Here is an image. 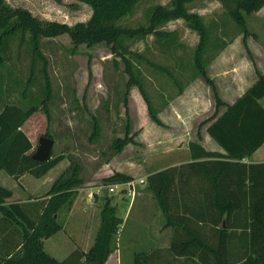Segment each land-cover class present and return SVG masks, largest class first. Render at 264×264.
<instances>
[{
	"label": "rangeland",
	"instance_id": "rangeland-1",
	"mask_svg": "<svg viewBox=\"0 0 264 264\" xmlns=\"http://www.w3.org/2000/svg\"><path fill=\"white\" fill-rule=\"evenodd\" d=\"M5 1L41 19L68 25L86 23L93 13L90 5L79 0ZM173 4L174 0H140L129 16L115 22L124 30L116 43L75 44L69 35L62 34L39 37L35 48L32 34L19 31L3 44L0 110L7 104L36 106L37 110L22 127L33 143V153L40 137L50 135L55 140L53 154L65 152L67 156L42 178L30 174L24 177L26 189L34 193L29 196L46 194L60 169L67 168L71 162L80 167L83 185L78 196L58 214L63 229L45 241L46 251L58 260L74 250L72 245L89 251L100 229L107 200L117 206L118 215L123 219L118 238L124 232L136 231L134 239L139 245L135 254L123 251L120 264H135L137 254L147 253L148 248L143 244L147 233L146 214L137 208L124 221L134 198L125 196L123 191L112 194L109 186L122 183L119 174H126L132 166L147 164L154 154L166 150L164 133L170 127L165 122L174 117L200 119L195 116L194 109L198 108L205 118L204 127L216 112L213 88L202 77L196 62L201 38L191 23L177 18L151 31L155 10L160 6L171 8ZM184 7L199 17L206 31L207 44L202 58L222 100L236 97L229 94L236 80L250 83L255 77L252 75L264 74L261 55L264 7L250 14L244 12L247 31L219 0H190ZM1 34L2 30L0 39ZM140 86L163 125L152 121ZM226 109L221 107L216 116ZM119 137L130 142L118 153L113 144ZM159 144L161 151L156 149ZM9 177L8 187L17 193L12 200H19L22 191L17 189L16 180ZM91 188H95L92 194ZM147 190L146 179V183L138 184L137 192ZM136 213H140L138 218ZM116 250L117 247L113 253L118 255ZM113 258L109 264H115Z\"/></svg>",
	"mask_w": 264,
	"mask_h": 264
},
{
	"label": "trees",
	"instance_id": "trees-1",
	"mask_svg": "<svg viewBox=\"0 0 264 264\" xmlns=\"http://www.w3.org/2000/svg\"><path fill=\"white\" fill-rule=\"evenodd\" d=\"M79 1L92 7V16L86 23L68 25L41 19L27 9L14 8L0 0V70L4 62L3 44L19 31L32 34L35 48L39 37L62 34L69 35L75 44L116 43L124 30L115 22L129 16L140 0ZM187 1L190 0H174L171 8L158 7L152 16L151 31L170 20L184 18L200 35L196 62L216 98V112L206 123L211 122L208 132L225 153L208 151L196 142H191L189 147L194 160L215 159L193 164L201 166L203 175L215 183V205L171 206L168 202L174 179L171 172L149 175L147 185L168 223L173 225L171 251L174 257L197 258L199 264H264V162H244L264 144V105L261 102L264 74H260L257 82L233 104L222 100L202 58L207 44L206 31L199 17L184 7ZM219 1L244 31H247L244 12L250 14L264 7V0ZM140 91L152 121L163 125L141 86ZM221 107L227 109L216 116ZM36 110V106L25 108L16 104H7L0 110V171L4 170L16 181L26 174L42 178L67 158L65 152L52 153L44 162L32 158L33 143L22 127ZM96 134L97 131L93 139ZM129 142L128 138L119 137L113 146L119 153ZM79 173V164L71 162L46 194L29 196L26 202L7 204L13 191L0 184V264H106L117 247L123 224L111 200L103 206L101 226L89 251L77 247L63 260H58L45 249V241L63 229L58 221L59 212L66 205H72L83 185ZM118 178L121 182L133 179L126 174H119ZM135 264H149V254H137Z\"/></svg>",
	"mask_w": 264,
	"mask_h": 264
},
{
	"label": "crops",
	"instance_id": "crops-1",
	"mask_svg": "<svg viewBox=\"0 0 264 264\" xmlns=\"http://www.w3.org/2000/svg\"><path fill=\"white\" fill-rule=\"evenodd\" d=\"M261 55L262 57H264V52H261ZM248 76L249 78H251L250 75ZM252 76L255 77H252V81L250 83L244 82V84H242L241 82L236 80L235 84H232V89L229 93L230 96H233L235 94L236 97L229 100L224 97V101L229 104H233L237 99H239L251 86H253L257 82L258 77L256 76V74ZM261 102L264 105V99ZM171 107L174 109L173 104H171ZM194 110L196 118L200 116V119H194L193 121H191L187 119H177L174 117V119L165 122L167 127H170L166 129L164 133V147L166 148L165 151L160 150V147H162L161 144L157 145L156 149L160 150L161 152L154 154V156L150 158V160H147V164H143L140 167L132 166L126 172H124L126 173V175L132 176V180H146L149 175L160 171H167L169 172V174L171 172V176L174 179L171 192L169 193L170 195H168V202L171 206L177 208L183 206L215 205V199L213 197L215 192V183L210 181L203 175L201 171L203 168H201V166L193 165L196 162H203L206 160L213 161L215 159H192L189 147L190 143L196 142L208 151L225 153V150L211 137L208 132V127L211 122L207 123L203 127L202 122L205 119L203 118V112L198 108H195ZM222 114L223 113H221L220 115ZM63 162L64 161H62L60 164H62ZM244 162H264V144L250 158L244 160ZM60 164H58L57 166H59ZM60 170L61 171L58 177L62 175L66 170L65 166ZM26 175L22 176L19 181H16L18 184L17 189H20L22 191L20 199L15 201L12 200L13 197H17V193L15 190L11 189L13 191V196L6 201L7 204L12 202H26L28 200L29 193L31 192L27 190L25 185L23 184V179ZM8 178H10L9 175L4 170H1L0 184L7 188H9ZM21 186L25 188V191ZM91 189H93L91 191L92 194L95 192V188ZM90 199L91 198H89V200ZM137 208H139V212H141L142 214L144 213V215L146 214L145 218L147 219V233L144 236L143 244H146V247L148 248V250H146L145 252L148 251L147 253L149 254V264H183L184 262L185 264H199L197 258L187 259V261H184L183 257L173 256V252L171 251L173 225L170 222L168 223L166 215L164 214L157 199L154 197V194L149 188L147 191L136 192L134 199L127 208V212L125 215L126 218L124 217V221L126 220L127 222L133 215L134 211L137 210ZM179 211L182 210L180 209ZM136 214V218H138L140 216V213ZM125 227L126 225L123 226L122 232L125 231ZM135 232L136 231H131L128 233L127 231V233L124 232L121 234L120 238H118L117 243L116 251L118 252V255L112 253L106 264H109L112 257H114L113 261L115 262V264H120L121 253L125 250L130 251L132 254H135L134 251H137V249H139V245L135 242L134 239ZM94 243L95 242H93V244ZM93 244L90 247H92ZM72 246L75 247L74 249L79 247L77 245ZM134 260L133 263H135Z\"/></svg>",
	"mask_w": 264,
	"mask_h": 264
},
{
	"label": "water",
	"instance_id": "water-1",
	"mask_svg": "<svg viewBox=\"0 0 264 264\" xmlns=\"http://www.w3.org/2000/svg\"><path fill=\"white\" fill-rule=\"evenodd\" d=\"M55 146V140L48 136L43 135L39 139V144L32 154V158L38 162H44L52 157L53 149Z\"/></svg>",
	"mask_w": 264,
	"mask_h": 264
},
{
	"label": "built area",
	"instance_id": "built-area-1",
	"mask_svg": "<svg viewBox=\"0 0 264 264\" xmlns=\"http://www.w3.org/2000/svg\"><path fill=\"white\" fill-rule=\"evenodd\" d=\"M144 183H146L145 179H139V180H130L128 182H124L121 184L110 185L109 192L113 194L117 192L121 193V191H123L125 196L134 198L137 192L138 184H144Z\"/></svg>",
	"mask_w": 264,
	"mask_h": 264
}]
</instances>
